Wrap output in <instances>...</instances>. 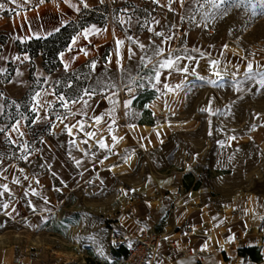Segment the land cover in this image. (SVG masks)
<instances>
[{
    "label": "rangeland",
    "instance_id": "rangeland-1",
    "mask_svg": "<svg viewBox=\"0 0 264 264\" xmlns=\"http://www.w3.org/2000/svg\"><path fill=\"white\" fill-rule=\"evenodd\" d=\"M21 2L0 0V14ZM216 4L187 0L168 13L176 50L135 83L140 105L155 96L162 109L130 115L137 128L123 149L77 141L78 149L65 128L31 130L37 82L20 99L3 96L2 128L25 117L0 131V252L14 253L8 264H122L113 239L149 229L188 236L179 232L190 224L195 233L219 229L230 254L251 243L264 252V12L259 0ZM157 70L161 92L150 90ZM113 79L110 70L86 69L68 93L99 91Z\"/></svg>",
    "mask_w": 264,
    "mask_h": 264
},
{
    "label": "crops",
    "instance_id": "crops-1",
    "mask_svg": "<svg viewBox=\"0 0 264 264\" xmlns=\"http://www.w3.org/2000/svg\"><path fill=\"white\" fill-rule=\"evenodd\" d=\"M21 3L7 14H0V78L9 65L13 66L10 78L4 82L0 79V114L5 110L3 96L20 99L31 83L37 82L40 87L32 96L30 129L45 135L49 130L65 128L69 143L80 149L79 141L88 150L102 149V142L107 148L120 147L126 132L131 133L137 128L127 122L135 110L141 111L145 106L151 114H159L162 107L157 106L155 96L140 105L135 83L146 77L147 68L157 66L176 50L167 18L170 11H178L183 4L180 0H159L158 3L154 0H43V3L41 0H22ZM107 8L111 10V20L105 14ZM67 25H75L76 29L58 53L60 64L52 72L43 67L41 51L31 59L28 52L17 46V41L45 38ZM31 65L33 81L30 79ZM86 69L92 74L110 70L114 86L99 91L85 90L67 98L64 91L74 86ZM65 75H68L66 83L58 88ZM159 76L160 70H157L151 91H163L164 83L159 84ZM122 88L135 95L122 98ZM58 107L61 110H56ZM21 124H25L23 115L5 128L0 122V129L9 132ZM111 163L114 161L107 165ZM211 227L205 226V232H194L189 236L171 235L174 246L167 252L172 254L175 264H264V252L260 262L228 253L232 247L229 239H223L224 234L221 237L219 229ZM253 245L258 244H249ZM186 248L193 253L182 255ZM197 254L201 255L200 259ZM13 258L11 251L0 252V264H8Z\"/></svg>",
    "mask_w": 264,
    "mask_h": 264
},
{
    "label": "built area",
    "instance_id": "built-area-1",
    "mask_svg": "<svg viewBox=\"0 0 264 264\" xmlns=\"http://www.w3.org/2000/svg\"><path fill=\"white\" fill-rule=\"evenodd\" d=\"M105 14L111 20V10L107 8ZM122 98L133 97L135 93L127 92L126 89L120 92ZM182 234L192 235L194 233L192 226H187L186 229L179 232ZM113 239L115 249H125V253L120 255L122 264H175V259L167 250L174 246V240L170 233H158L153 229L144 230L132 240L124 237L117 241ZM193 253L190 248H186L182 255ZM200 259L201 255L197 254Z\"/></svg>",
    "mask_w": 264,
    "mask_h": 264
},
{
    "label": "trees",
    "instance_id": "trees-1",
    "mask_svg": "<svg viewBox=\"0 0 264 264\" xmlns=\"http://www.w3.org/2000/svg\"><path fill=\"white\" fill-rule=\"evenodd\" d=\"M75 29H76L75 25H67V26L62 27L58 32L48 37H45V38H32L24 42L17 41V46L19 49L28 52L31 59L35 57L39 51H41L42 58H43V61H42L43 67L45 68L47 72H52L60 64L59 59H58V53L65 47L71 33ZM30 79L32 81L34 80L32 77V65L30 68ZM33 83L34 81L31 83V85L29 86L27 90L32 88ZM39 87H40V84L36 86V88L34 89V92ZM64 94L67 98L71 97V95L66 90L64 91ZM151 98L152 96H148L147 99H144V101L143 102L141 101V102L144 104L145 102L149 101ZM5 111H6V106H5V110L3 113H5ZM1 121L2 120L0 118V122ZM11 123L12 121H8V124H11ZM119 251H121L122 254L125 253L124 248H121ZM237 252L240 256H243L244 258H247L253 262H260L262 259V254L260 252L259 246L240 247L238 248Z\"/></svg>",
    "mask_w": 264,
    "mask_h": 264
},
{
    "label": "snow or ice",
    "instance_id": "snow-or-ice-1",
    "mask_svg": "<svg viewBox=\"0 0 264 264\" xmlns=\"http://www.w3.org/2000/svg\"><path fill=\"white\" fill-rule=\"evenodd\" d=\"M13 2H15V0H13ZM154 2L158 3L159 0H154ZM180 2L183 3V0H180ZM210 2L214 3V0H210ZM224 2H225V0H220V4H223ZM241 2H243V0H241ZM259 2H260V5H261V9L260 10H261V12H264V0H259ZM41 3H43V0H41ZM220 4H216L215 6L216 7H220ZM84 6L87 7V4H85ZM2 9H4V5L0 4V10H2ZM156 35H161V34L160 33H156ZM129 39H131V38H129ZM117 43L121 44V43H123V41H117ZM140 47H143V45L141 44ZM171 65H172L171 61H165L163 64H161V67H165V66L171 67ZM248 70H249V72H251V70H252V65L251 64L248 65ZM260 83L262 85H264V75H262ZM205 110L206 109H201V111H205ZM0 131H2V129H0ZM69 131H71V130L69 129ZM88 135L91 136L92 133H88ZM101 146L103 147L104 145L102 144ZM4 188H5V190H7V185H4ZM4 207H7V205H4Z\"/></svg>",
    "mask_w": 264,
    "mask_h": 264
},
{
    "label": "bare ground",
    "instance_id": "bare-ground-1",
    "mask_svg": "<svg viewBox=\"0 0 264 264\" xmlns=\"http://www.w3.org/2000/svg\"><path fill=\"white\" fill-rule=\"evenodd\" d=\"M80 146V145H79ZM161 182V181H160Z\"/></svg>",
    "mask_w": 264,
    "mask_h": 264
}]
</instances>
